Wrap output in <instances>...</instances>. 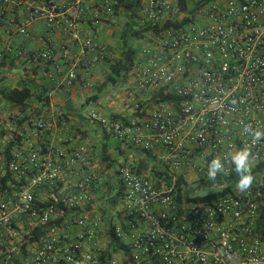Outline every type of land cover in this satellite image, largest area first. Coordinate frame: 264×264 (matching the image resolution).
<instances>
[{"label": "built area", "instance_id": "built-area-1", "mask_svg": "<svg viewBox=\"0 0 264 264\" xmlns=\"http://www.w3.org/2000/svg\"><path fill=\"white\" fill-rule=\"evenodd\" d=\"M14 3H25V24L45 23L46 37L60 28L73 43L81 42L67 87L76 81L78 67L90 71L100 58L110 57L92 29L99 19L87 22L88 35L79 28L84 0L65 5L0 0L3 7ZM96 5L97 14L113 16L122 0ZM139 14L149 31L130 72L132 85L139 93L155 94V101L134 119L96 112L91 117L115 139L152 153L170 184L131 166L120 168L130 219L126 230L115 229L118 239L125 236V248L109 256L98 247L101 219L87 215L91 192L104 181L91 171L92 149L63 147L58 164L40 142L54 124L11 114L13 124L0 132V142H14L10 156L8 143L0 154V264H264V176L247 191L204 202L179 200L177 186L193 169L206 187L212 181L209 165L219 158L224 170L213 184L225 189L235 172L234 153L248 149L251 160L264 158V139L253 143L245 131L249 125L253 132L264 131V0H142ZM55 55L49 44L28 57L47 63ZM63 166L81 170L82 179L51 200L39 199L37 191L62 180Z\"/></svg>", "mask_w": 264, "mask_h": 264}, {"label": "crops", "instance_id": "crops-1", "mask_svg": "<svg viewBox=\"0 0 264 264\" xmlns=\"http://www.w3.org/2000/svg\"><path fill=\"white\" fill-rule=\"evenodd\" d=\"M60 5L67 4L68 0H54ZM97 0H84L83 18L79 21V28L83 35L90 34L93 29L97 40L107 46L109 50L118 45V20L121 14H129L122 6L115 15L111 16L104 12H95ZM28 11L25 3L12 4L6 7L0 5V129L1 135L6 133L7 125L13 124L14 120L9 115L28 114L27 117H42L51 121L54 128L51 131H43L40 142L44 144L49 157L61 163L58 157L59 149L70 150L80 145H87L91 150V171L103 177L104 181L95 186L91 192L92 201L87 205V215L90 218L101 219V234L98 247L109 255H119L122 246L127 243L124 237L118 239L120 246L110 235L111 227L115 229H127L129 216L123 202L122 184L119 170L124 166H131L139 172H145L153 179L162 184H170V175L164 171L156 157L139 147L123 143L109 134L104 127L91 117L92 112L104 116L116 115L125 119H134L136 116L144 115L155 101L153 93H139L132 85L131 73L125 79L120 80L112 86L114 90L104 88L105 95L97 100H90L95 95L96 88L103 85L109 73V65L113 63L110 57H102L90 71L84 67L77 68V79L71 87L65 84L70 67L74 64L75 57L82 51L81 42H72L64 29H56L50 37H46V25L40 21L34 24H25ZM99 19L98 25L87 28V22L93 23V19ZM141 25V16L139 14ZM140 28V27H139ZM145 37L138 40L147 43ZM53 45L56 55L50 62L43 63L29 59V55L43 51L48 45ZM69 45V56H64V47ZM111 53V51H110ZM88 57L92 56L89 51ZM122 81V82H121ZM21 85H29L32 88V98L23 108L20 105L6 100L2 91H11ZM128 88L125 90L124 86ZM47 98L48 103L45 99ZM140 104V111L136 105ZM93 106L95 109L89 112V117H84L80 110L84 106ZM63 139V142L60 141ZM112 138L120 142L111 145L108 139ZM8 141L0 142V154ZM69 150V151H70ZM262 168L253 173L254 182H259L264 176V158L260 161L251 160V171L257 166ZM62 180L52 186L37 191L39 199L51 200L58 196L69 184H75L83 177V172L78 168L70 172L61 167ZM198 173L190 169L183 176L188 187L195 192L203 183ZM237 179L229 180L233 184V192H241L237 189ZM213 181V180H212ZM208 181V182H212ZM207 182V184H208ZM227 184V183H226ZM214 187L216 185L211 184ZM237 190V191H236ZM110 207V209H108ZM75 231H73V234ZM84 246L88 247L87 244Z\"/></svg>", "mask_w": 264, "mask_h": 264}, {"label": "trees", "instance_id": "trees-1", "mask_svg": "<svg viewBox=\"0 0 264 264\" xmlns=\"http://www.w3.org/2000/svg\"><path fill=\"white\" fill-rule=\"evenodd\" d=\"M141 1L142 0H122V6L125 7V9L129 12V23L127 24V27L122 32V47L123 50L121 51V57L116 60L115 62L111 63L109 65V73L106 77L105 82L103 85L97 87L95 90V95L90 98V100H97L100 97V94L104 91V88L107 85H116L120 80L125 81V79L129 76L130 72L132 71L136 58L139 54V50L132 46L130 44L131 40L138 41L145 37V34L149 31L146 26L141 23V27L139 28V23L136 19L139 18V11L141 8ZM196 9L192 8L190 12H194ZM157 30V29H156ZM3 97L17 105L25 107L26 103L31 100L32 98V88L29 85H21L17 88H14L11 91H2ZM171 96H166L165 98H170ZM46 103H48L47 98L45 99ZM14 147V142L8 143L6 146V154L10 156V151ZM8 156V157H9ZM263 166L259 165L257 168L253 169L251 171V174L255 173L259 169H261ZM237 179L238 181L240 179L239 175L234 172L232 175H230L227 180H234ZM219 181V179L216 177L215 180L212 182H208V184H205L206 187H211V184L214 182ZM184 181L179 179L177 181L178 186V198L179 200L186 199L187 202H204V201H210L213 199L218 198L219 196L233 192L234 185L230 184L227 188L221 189L219 192L211 193L204 196H193L191 193H194L195 191L191 188H185L183 187ZM110 235L114 241L118 244V238L116 236L115 227L112 226L110 230ZM120 246V243L118 244ZM121 247L125 248L124 245Z\"/></svg>", "mask_w": 264, "mask_h": 264}, {"label": "clouds", "instance_id": "clouds-1", "mask_svg": "<svg viewBox=\"0 0 264 264\" xmlns=\"http://www.w3.org/2000/svg\"><path fill=\"white\" fill-rule=\"evenodd\" d=\"M246 132H250L253 135V143L264 139V131H252L251 126L245 128ZM251 158L252 153L248 149L241 150L234 153L231 156V160L234 164V170L239 175L240 179L237 183V188L240 191L249 190L254 182V176L251 174ZM224 165L219 158L211 161L209 165L208 177L215 180L217 174L223 172Z\"/></svg>", "mask_w": 264, "mask_h": 264}, {"label": "rangeland", "instance_id": "rangeland-1", "mask_svg": "<svg viewBox=\"0 0 264 264\" xmlns=\"http://www.w3.org/2000/svg\"><path fill=\"white\" fill-rule=\"evenodd\" d=\"M136 20L139 23V21H138L139 19H136ZM128 23H129L128 14L127 13L126 14L125 13L124 14H121L120 17H119L118 23H117L118 28L120 29L119 32H118V45L114 49L110 50L111 51V55H112V59H110V61H112V62H115L116 60H118L121 57V51L123 50V47H122V32L127 27V24ZM138 27H141L140 26V23H139V26ZM130 44L139 50V54L143 50V48L145 46V44L143 42L135 41V40H131L130 41ZM112 86H114V85H109L107 87V89L108 90H114V88ZM126 86L127 85H125L124 88L127 91V89L129 87L127 88ZM104 95H105V92L103 91L100 94V96L103 97ZM93 109H95L93 106H90V105L87 106L86 105V106H84V108L82 110H80V112H81V114L84 117H89V112L91 110H93ZM108 142L111 145H115V144H119L120 143L117 140H114L112 138H109L108 139ZM235 188L236 187H234V189ZM219 191H221V188H219V187H205V188H200L198 191H196L194 193H191V194L193 196H204V195H208V194L215 193V192H219ZM108 209H110V207H108Z\"/></svg>", "mask_w": 264, "mask_h": 264}]
</instances>
